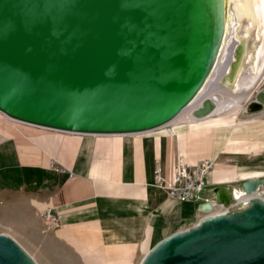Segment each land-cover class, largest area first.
I'll use <instances>...</instances> for the list:
<instances>
[{"label":"water","instance_id":"water-1","mask_svg":"<svg viewBox=\"0 0 264 264\" xmlns=\"http://www.w3.org/2000/svg\"><path fill=\"white\" fill-rule=\"evenodd\" d=\"M215 43L212 0H0V112L78 133L152 130L188 105ZM0 264L38 263L0 233ZM140 264H264V202L174 232Z\"/></svg>","mask_w":264,"mask_h":264},{"label":"crops","instance_id":"crops-1","mask_svg":"<svg viewBox=\"0 0 264 264\" xmlns=\"http://www.w3.org/2000/svg\"><path fill=\"white\" fill-rule=\"evenodd\" d=\"M218 116L209 126L208 154L189 163H213L207 190L241 189L246 181L264 179V109L243 122ZM177 154L175 142L169 169L165 137L157 146L147 131H62L0 112V233L38 264L47 261L44 249L58 254L57 246H68L85 264H132L139 249L145 254L143 244L148 251L201 205L172 200L154 182L156 167L170 179ZM48 209L59 216V226L44 224L41 214Z\"/></svg>","mask_w":264,"mask_h":264},{"label":"bare ground","instance_id":"bare-ground-1","mask_svg":"<svg viewBox=\"0 0 264 264\" xmlns=\"http://www.w3.org/2000/svg\"><path fill=\"white\" fill-rule=\"evenodd\" d=\"M212 6L216 43L205 79L188 105L174 118L147 131L154 134L157 146L162 137L167 139L169 169L175 142L178 155L187 163L208 154L211 119L224 113H237L238 106L251 95L253 99L242 108L250 114H259L264 109V0H212ZM204 99H207L205 103ZM200 107L203 115L196 117L193 113ZM249 181H255L250 189L248 184L242 183L241 189L222 187L210 192L213 196L217 194L215 199L220 203L209 199L201 204L198 210L210 213L200 220L240 210L249 206L253 199L264 202V186H260L264 185V179ZM141 247L144 257L153 246L148 251L146 244ZM91 264L105 263L96 259Z\"/></svg>","mask_w":264,"mask_h":264},{"label":"built area","instance_id":"built-area-1","mask_svg":"<svg viewBox=\"0 0 264 264\" xmlns=\"http://www.w3.org/2000/svg\"><path fill=\"white\" fill-rule=\"evenodd\" d=\"M213 168V163L209 159L200 160L196 164H189L182 156L175 159L172 174L169 180L162 176V169L156 167L154 170V182L161 185L172 200L192 202L199 194L207 190V177ZM207 202L203 197L198 205ZM44 224L55 228L59 226V216L49 209L41 214Z\"/></svg>","mask_w":264,"mask_h":264},{"label":"rangeland","instance_id":"rangeland-1","mask_svg":"<svg viewBox=\"0 0 264 264\" xmlns=\"http://www.w3.org/2000/svg\"><path fill=\"white\" fill-rule=\"evenodd\" d=\"M262 87H264V83H262ZM251 99H253V95L248 97L245 101H243V103H241V105L238 106L237 113H235V114L230 113V114H227L224 116H218V119H222V120L224 119L227 121L233 120L235 122H241V121L243 122V121L251 120V118H248V116L251 114L246 109L242 108L243 106L246 108L248 106V103L251 101ZM261 178H263V177H261ZM207 186H208V184L206 185V187ZM260 186H264V185H260ZM224 187H226V186H224ZM212 189H209V190H212ZM216 189H218V187H216ZM257 189L253 193H255L257 191ZM209 190H207L208 192L205 191L204 193L197 195L191 204H193V205L198 204V202L203 197H206L207 201L209 199H211L212 201L218 202L215 199L217 194L215 193V196H212ZM207 195H208V197H207ZM218 203H220V202H218ZM209 213L210 212L199 211L197 209L196 211H194L192 213V215L190 217H188L186 220L182 221L178 225L175 232L182 231V230H185L187 228H190V227L196 225L200 221V219L205 216V214H209ZM176 224H177V222L174 223L172 225V227H170V229L174 228ZM53 249H56L58 254L52 253L49 249H44V253H45V256L47 258V261H42L41 264H85L84 261L82 260V258L80 260L76 254L71 253V250L68 246H66V247L57 246V247H54ZM140 251L141 250L139 249L138 252L134 256H132V264H139V262L143 256L142 252H140Z\"/></svg>","mask_w":264,"mask_h":264}]
</instances>
